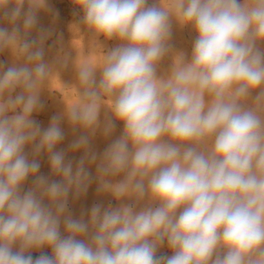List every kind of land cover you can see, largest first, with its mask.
<instances>
[{
  "label": "clouds",
  "instance_id": "9594fccd",
  "mask_svg": "<svg viewBox=\"0 0 264 264\" xmlns=\"http://www.w3.org/2000/svg\"><path fill=\"white\" fill-rule=\"evenodd\" d=\"M71 3L103 60L76 66L75 102L41 128L33 113L54 68L47 35L29 36L46 0H0V54L11 55L0 62V264H264V0ZM173 21L196 33L191 55L172 54L158 75ZM62 119L81 132L75 165L57 150ZM116 123L98 157L92 138ZM93 179L116 206L75 218L69 197Z\"/></svg>",
  "mask_w": 264,
  "mask_h": 264
},
{
  "label": "rangeland",
  "instance_id": "374dc122",
  "mask_svg": "<svg viewBox=\"0 0 264 264\" xmlns=\"http://www.w3.org/2000/svg\"><path fill=\"white\" fill-rule=\"evenodd\" d=\"M152 5L153 0H149L148 6ZM28 6L25 3L24 9L26 10ZM82 15V12L71 3V0H46V7L38 12L37 26L29 36V39L38 38L41 31L47 35L44 41V60L54 68L52 75L40 93V102L43 107L33 113V119L37 121L41 128H47L53 116L61 115L65 106H71L75 102L76 66L84 62L96 64L103 60L100 49L81 22ZM0 26L9 27L7 21L0 22ZM195 36L196 33L191 27H181L173 21L170 40L172 53L166 56L159 64L158 75L167 74L171 66L172 54L183 52L187 58H190ZM103 43V51L107 52L117 46L119 42L110 40ZM261 47H264V45ZM58 60H63L64 63L61 64ZM0 62L5 66H10V53L0 54ZM98 79L99 73H97ZM106 115H110V113L104 108L101 110L100 115L102 122ZM61 127L65 138L58 145L57 150H64L66 159L72 160L75 165V162L80 159L83 153L70 151L69 145L81 132L79 129L73 130L66 119L61 120ZM122 129V123H116L113 135L107 139L98 131L91 140V150L99 157L108 144L121 135ZM26 151H30V149L26 148ZM39 162V173L44 176H50L47 156L41 155ZM89 171L95 177L96 169L94 165L89 168ZM51 178L57 179L56 177ZM31 183V179L25 183V191L31 187ZM97 203L107 207L110 203L112 206H116L117 202L108 194H98L97 183L93 179L84 196L75 201L72 200L71 196L69 197V210L75 218H79L82 213L86 214ZM42 251L49 255L51 254L50 249H43ZM31 254L36 257L40 254V251L34 250ZM157 255H171V251L165 246L158 250Z\"/></svg>",
  "mask_w": 264,
  "mask_h": 264
}]
</instances>
